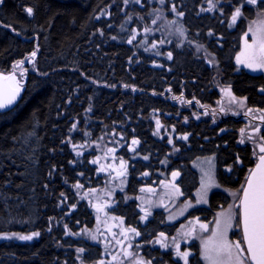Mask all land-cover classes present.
<instances>
[{"label":"trees","instance_id":"1","mask_svg":"<svg viewBox=\"0 0 264 264\" xmlns=\"http://www.w3.org/2000/svg\"><path fill=\"white\" fill-rule=\"evenodd\" d=\"M210 3L213 10L201 11ZM236 8L242 15L233 24ZM261 12L264 0H3L0 73L36 56L20 101L0 112V264H98L97 239L86 232L96 225L87 196L107 183L96 159L104 148L132 170L117 197L131 210L128 194L142 171L176 163L167 154L171 139L215 155L216 168L232 166L238 182L255 161L239 140V119L196 120L174 97L214 104L226 86L263 105L264 73L236 60ZM133 140L139 153L129 150ZM220 179L232 185L233 176L220 171ZM33 232L40 235L30 241L12 235Z\"/></svg>","mask_w":264,"mask_h":264},{"label":"flooded vegetation","instance_id":"2","mask_svg":"<svg viewBox=\"0 0 264 264\" xmlns=\"http://www.w3.org/2000/svg\"><path fill=\"white\" fill-rule=\"evenodd\" d=\"M238 55H240V53ZM259 89L260 93L264 95V87ZM229 90L232 92L231 89ZM181 94L182 101L185 104V106H181V108L190 112L192 117H194V110L198 109L199 107H205L203 109L204 111L214 115H216V110L220 112V110L223 109L219 107L221 100L214 104H204L199 101L197 96L186 97L184 92ZM240 98H244V100H246V109L240 113L242 118L239 120V130L243 125V121H241V119H244L245 123L248 121V118H250L264 124V120L260 119L261 115H264V104H249L247 99H245V96H241ZM189 101L191 103H189ZM249 109L252 111L250 112ZM225 113L226 110H223L221 115L223 119L234 118L237 120V118H239V116ZM194 119L199 120L196 117H194ZM210 119L213 121V117L210 116ZM176 140H178V137ZM180 140L190 141V138H187L186 140L180 138ZM171 141L172 142L169 144L168 148H171V150L167 154L171 156L175 154L176 163L169 164L167 167L162 169H145L142 171L144 177L142 179H137V181L141 183L138 187H132V189H136V192L128 194V198H131L132 201L135 202V207H133V210L130 209L131 207L126 206L129 204V202L125 204L119 202L120 200L119 198L117 199V197L119 194L123 193L118 191L114 203H102L99 205H94L92 206V211L94 213L100 212L103 216H115L122 220L124 227L120 232V236L122 237L120 240L121 245L123 246L125 241L127 239L130 240L131 238L133 244H131L129 249H137L141 260L145 262H150V264H184L183 258L176 255V245L178 244L181 252L189 251L191 253L188 258V264H207V260L203 255L204 248L202 247L200 241L203 238L208 240L209 237H211L214 230L211 223L213 220H215L216 212L221 209H225L228 205H231L233 201H235L234 199L236 197V191H240L241 196L245 180L250 170L247 172L246 169H244L242 172L240 171L241 179L237 182L238 175L236 173H238V171H236V169H234L232 166H229L226 169H217L215 155H201L193 152L190 153V150H192L193 147L189 143L186 146H183L180 143L173 141V139H171ZM133 149L135 150L133 151ZM129 150L132 153H139L140 145L132 144ZM174 150L175 152H173ZM109 153H112L111 159L114 160V163L109 171L112 173L115 172L117 175H119V172L123 171L124 178L126 179V185L124 187L127 189L132 170L126 168V166H124V168L117 167L116 160L118 157L122 156V154L116 153L115 150L109 151ZM208 156H213L215 159L213 183L211 186H203L200 171L196 164L198 159ZM97 160L99 161V158ZM242 162L243 160L240 158L238 160V165L242 166ZM220 171L227 176H233V180H231L232 185L221 182ZM174 172L179 173V175L175 178L172 176ZM162 181H168L171 183L170 188L174 191V193L179 194V201L181 200L182 203L183 201L193 202L191 206H187V213L185 215L182 214V211L184 210L183 207V210L181 211H177L178 209L169 211L163 206V204H146V198L144 201L140 199V192L142 190L149 192L148 198L152 200L156 199V197L162 192ZM206 187L208 189L206 195L207 197L203 194V192L199 193L201 189ZM215 193L221 194L219 202L213 201L212 196ZM142 206H145L147 210L146 213L143 211ZM179 212H181V214H177ZM146 214L147 219H142V217H144ZM197 219L199 223L196 222ZM95 222L97 223L96 214ZM200 224L207 225V229L202 230L200 228ZM184 225H186V227ZM133 228L139 232L140 235L137 236L130 231H126L127 229ZM192 229H194V231H192ZM237 229L240 231L237 232ZM160 233H164L163 240L164 243L168 244L167 248L163 247L161 243H157V240L160 239ZM186 233L188 234L186 235ZM109 234L110 237L115 235L114 231L112 230L109 232ZM130 234H133V237L130 236ZM173 237H175V240H173ZM242 237V229L241 227L237 228V226L231 229L227 235V238L230 241L241 240L243 244ZM102 241L103 235L100 233L96 245L98 247L97 253L100 260L105 257V248L102 244Z\"/></svg>","mask_w":264,"mask_h":264},{"label":"rangeland","instance_id":"3","mask_svg":"<svg viewBox=\"0 0 264 264\" xmlns=\"http://www.w3.org/2000/svg\"><path fill=\"white\" fill-rule=\"evenodd\" d=\"M264 13V12H261ZM260 13V14H261ZM259 14V16L253 20L250 24V28L252 29V31H249L247 36H244V41H243V48L240 52V54L242 52L245 51V40L247 39L248 44H252V41L255 39L254 36V32L258 33L259 29H260V21L262 19H264V17H262ZM21 61V60H20ZM24 64L17 67L15 69L16 71V76L17 79L20 81L21 87L23 86V82L25 80V76L26 73L31 70L32 68L35 67L34 61L32 59H28L24 58L23 59ZM239 64V63H238ZM16 65V64H15ZM240 67H244L245 69L254 72V73H264V69H256L253 70L251 68H248L246 65L244 64H239ZM13 71V67L11 68L10 71L8 72H12ZM7 72V74H9ZM6 73V72H5ZM223 91H222V98H221V102L219 104L220 108H223V110H226L225 114H233L234 116H239V119L242 118V116L240 115V113L242 111H245L246 109V100H244V98H240L235 96L232 92H230V90L228 88H226V86L223 87ZM233 97H235V99H233ZM243 100V106H241L240 101ZM177 102H179L180 106L184 107L185 104L182 101V98L179 97V99L177 100ZM205 107H199L198 109L194 110V117H196L197 119H201V118H205V119H209L210 116L213 117V122L215 124H217L218 122L221 121V115L222 113L219 112L218 110H216V115L212 114V113H207V111H204ZM241 121H243V125L241 127V129L239 130V140L241 142V140L243 139V144H250L253 150V156L254 159L256 160L257 157L262 154L259 151V146L261 143H264V141H262L260 139V137H262V131L264 133V124L256 121V120H252L250 118H248V121H246L244 119H241ZM259 128V131L257 132L256 129ZM243 130V131H242ZM180 138H182V136H178V140H180ZM105 149V150H104ZM102 153L99 154L96 159L99 158V160L101 161V165L102 167L105 169L104 171H101L102 173H105L107 175V183L100 188L98 191H92L91 193H89V195L87 196V201L90 203V205L94 206V205H99L102 203H106V204H112L115 201V197L118 191L122 192L123 194H125L126 189H125V185H126V179L124 178V175H117L112 172L109 171V169L112 167L114 160H112V156L109 152L105 153L106 148H104ZM119 151V150H117ZM119 158L116 160V163H118ZM197 167L199 168L200 171V175H201V180H202V184L203 186H211L213 183V171L215 169V159L213 156H208V157H203L198 159L197 161ZM162 185V192L160 193L159 196L156 197V199H150L148 198V194L149 192L142 190L140 192L141 194V200L144 201V199L146 198L145 203H149V204H157V205H162L164 207H166L167 210L171 211V210H176L177 211H181L183 210L182 207L184 208V210L182 211V214H186L187 213V206H191V204L193 202H188V201H179V194L174 193V191L170 188L171 183L168 181H162L161 182ZM211 188V187H209ZM207 187L204 189H201L199 193L203 192V194L206 196L207 195ZM159 192V191H158ZM236 197H235V201H233V203L231 205H228L225 209H221L218 212H216L215 215V220L212 221L211 225L213 226L214 230H216V223L217 221H220L221 224L223 225V223L225 221H227L228 217L231 215L233 217L232 219V227L228 229L227 231V235L229 233V231L233 228H235L237 226V228L239 227V199H240V191H236ZM233 193V192H232ZM234 194V193H233ZM126 197V196H125ZM207 197V196H206ZM143 203V202H142ZM176 207V208H175ZM143 211L146 213V208L145 206H142ZM96 217H97V223L94 226V228H92L91 230L86 229V232H88L89 237L92 238L93 236L96 237V239H98V236L100 233H102L103 235V241L102 244L104 246V253H105V257L101 260L98 261V264H136V262L138 260H141V257L139 255V252L137 249L132 248L129 249L128 243L129 244H133L131 238L130 240H126L124 245L122 246L120 243L121 240V236H120V232L123 229V223L122 220H120L119 218L115 217V216H103L101 215L100 212L95 213ZM177 214H181V212L177 213ZM186 227V225H184ZM114 231L115 235L110 237L109 232L110 231ZM240 231L237 229V232ZM130 236L133 237V234H130ZM207 240L205 238H203L200 242L202 247L204 248V241ZM117 241H119V243H117ZM126 253H130L131 255H128ZM207 260V259H206ZM207 264H209V261L207 260Z\"/></svg>","mask_w":264,"mask_h":264},{"label":"snow or ice","instance_id":"4","mask_svg":"<svg viewBox=\"0 0 264 264\" xmlns=\"http://www.w3.org/2000/svg\"><path fill=\"white\" fill-rule=\"evenodd\" d=\"M127 2V0H125ZM163 3V0H161ZM248 4L256 5L258 0H245ZM3 3V0H0V4ZM215 5L210 3L209 9H201V11L213 10ZM28 15L33 14V8L28 7L25 9ZM173 11H175V6H173ZM177 15H183V13H177ZM242 15L241 9L236 8L232 14L231 20L234 24L238 18ZM264 17V13L260 14ZM155 23V21H153ZM260 29L258 33L254 32L255 39L252 41V44H248L247 39L245 40V51L236 57L237 63L244 64L248 68L253 70L264 69V19L260 21ZM231 26V25H230ZM145 31H150V29H145ZM179 31L183 33L181 28ZM249 31H252L249 28ZM247 36V33L245 34ZM135 38V37H133ZM132 41L129 40L128 43ZM163 43V41H161ZM155 47V45H153ZM169 59H171L172 54L169 52ZM36 56V51L31 53V56L28 59H33ZM210 63L212 61H209ZM24 64V61H18L16 65L13 66V71L7 75L0 73V82L3 83V87H0V109L6 108L11 105L16 97L21 91L20 81L17 79L15 69ZM127 87V86H125ZM179 99L178 97H174ZM235 99V97H233ZM246 99V98H245ZM189 103H191L189 101ZM241 106H243V100L240 101ZM251 112L252 110L249 109ZM261 120H264V115H261ZM75 127V125H73ZM157 127H160L159 121H157ZM223 131V129L221 130ZM243 131V130H242ZM259 131V128L256 129ZM187 139V136L182 137ZM264 141V136L260 137ZM171 142V141H170ZM139 141L133 140L132 144L136 145ZM243 143V139L241 140ZM75 147V146H74ZM135 149H133L134 151ZM109 151H114V149H109ZM260 153H264V143H261L259 146ZM147 159V157H144ZM259 164H257L256 169L251 173L250 178L247 182V188L243 191V195L240 200V207L242 208L241 220L238 224L242 228L243 232V244L241 240L230 241L227 238V231L232 227L233 217L230 215L223 223L220 221L216 223V230L213 231L211 237L208 240H205L203 255L205 259L209 261V264H264V155L259 156ZM98 161H93L97 163ZM125 162L121 160V167L124 168ZM105 169L102 167L101 171ZM119 175H124V172L121 171ZM178 172L172 174L173 178L178 176ZM77 187H81L77 185ZM142 219H147V214L142 217ZM199 223L198 219L196 221ZM202 230L207 229V225L200 224ZM135 235H140L134 228L127 229ZM194 231V229H192ZM72 235H78V233H71ZM188 233H186L187 235ZM13 236H17L20 240L30 241L34 237L40 235L39 232H33L31 235H20L13 233ZM4 238H11L5 236ZM96 239L95 236L92 237ZM164 233H160V239L157 240V243H161L163 247L167 248L168 244L164 243ZM175 240V237H173ZM119 243V241H117ZM246 245V246H245ZM131 247V244H129ZM79 252H83V249H78ZM131 255L130 253H126ZM176 255L180 256L184 260V264H188V258L191 255L189 251L181 252L179 245H176ZM102 264V262H101ZM136 264H150V262H145L143 260H138Z\"/></svg>","mask_w":264,"mask_h":264},{"label":"water","instance_id":"5","mask_svg":"<svg viewBox=\"0 0 264 264\" xmlns=\"http://www.w3.org/2000/svg\"><path fill=\"white\" fill-rule=\"evenodd\" d=\"M6 75V74H5ZM3 83L4 82H0V87H3ZM22 95H23V93H22V90L20 91V93H19V95L16 97V99L14 100V102L11 104V105H9L8 107H6V108H3V109H0V112H5V111H8V110H11L12 108H14L15 106H16V104L20 101V99H21V97H22ZM221 112H222V110H221ZM260 155H264V153H262V154H260ZM259 155V156H260ZM259 157L257 158V160L255 161V163H254V165L252 166V168H251V170H250V172H249V174H248V176H247V179H246V181H245V184H244V186H243V189H242V193H241V197H242V195H243V191L247 188V182H248V179L250 178V176H251V173L256 169V167H257V164H259ZM120 166H121V162H120ZM240 200H241V198H240ZM242 212V208L240 207V213ZM241 215H240V220H241ZM242 229V228H241Z\"/></svg>","mask_w":264,"mask_h":264}]
</instances>
